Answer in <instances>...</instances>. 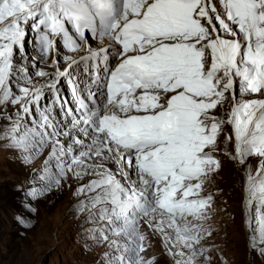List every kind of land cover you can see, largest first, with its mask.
Returning <instances> with one entry per match:
<instances>
[{"label":"snow or ice","instance_id":"snow-or-ice-1","mask_svg":"<svg viewBox=\"0 0 264 264\" xmlns=\"http://www.w3.org/2000/svg\"><path fill=\"white\" fill-rule=\"evenodd\" d=\"M52 53L54 71L37 67ZM0 106L3 147L29 167L44 157L29 198L91 177L74 210L97 225L86 249L107 242L103 264H155L141 222L174 264H211L205 184L231 125L224 154L260 158L245 190L249 248L264 257V0H0Z\"/></svg>","mask_w":264,"mask_h":264},{"label":"rangeland","instance_id":"rangeland-1","mask_svg":"<svg viewBox=\"0 0 264 264\" xmlns=\"http://www.w3.org/2000/svg\"><path fill=\"white\" fill-rule=\"evenodd\" d=\"M38 67H41L40 63ZM60 86L66 91L63 79ZM63 95H68V92ZM248 98L254 97H245ZM217 113L226 118V114L220 113L219 109ZM231 132V125H225L218 139L219 150L215 153L221 166L205 184V194L211 193L214 197L211 219L207 221L212 234L201 244L210 249L206 255L211 258V264H264V257L249 248L252 233L247 222L244 181V171L251 165L255 174L260 158L249 157L244 165H238L225 155V136L231 135ZM5 143L0 141V264H103L102 256L109 251L107 242L85 248L86 244L93 242L81 233L97 225L85 223L88 213L78 214L74 210V205L85 199L84 196L73 195L77 187L71 186L73 190L66 194L68 200L62 199L67 188L64 181L60 189H53L37 199L29 198L27 190L30 185L27 181L33 175V169L40 167L44 157H40L30 167L26 166L15 158V150L3 147ZM234 143L233 139L227 145L228 152L232 154ZM47 154L46 150L44 155ZM252 208L255 211V203ZM21 219L28 222L29 226L25 227ZM141 231L148 234L151 245L142 255L146 259L155 258V264H174L162 237L153 234L143 222ZM195 264H204V257H198Z\"/></svg>","mask_w":264,"mask_h":264},{"label":"bare ground","instance_id":"bare-ground-1","mask_svg":"<svg viewBox=\"0 0 264 264\" xmlns=\"http://www.w3.org/2000/svg\"><path fill=\"white\" fill-rule=\"evenodd\" d=\"M215 2V1H214ZM26 39H30V38H26ZM58 44H59V42H57ZM91 43H93V42H91ZM31 44V43H30ZM30 44H28L27 45V51H32V44L30 45ZM59 46H60V44H59ZM58 46V47H59ZM93 46L94 47H96L97 45H95V43H93ZM60 48V47H59ZM64 54H66V55H72V56H75L76 58H78L80 55H83L84 54V52H80V53H77V54H75V53H70V52H64V50H62L61 49V51H60V55L61 56H63ZM53 58H56V59H58L59 60V56H56V54L55 53H52V54H50V56H49V60H48V63L47 64H41V67L45 70V71H48V72H52V71H54V69L53 68H51V67H49V64L51 63V61H52V59ZM38 64L39 63H37V67H38ZM64 64V61H60V67L62 66ZM66 65H64V67H65ZM62 70H63V68H62ZM33 71V69L30 67L29 68V72H32ZM43 79H45V78H38L37 80H39V82L40 81H42ZM68 92V90H67V85H66V91H63V94L64 93H67ZM231 134H232V132H231ZM219 155H221V154H219ZM242 172H243V170H242ZM244 173H246V170L244 171ZM245 175V174H244ZM89 179H91V177H85L84 178V180L83 181H76V180H74L72 177H71V175H69V179H68V181H67V184H65V186L67 187V188H65V192H63L64 194H63V197H62V199L64 200H68V196H66V194L68 193H70V191L71 190H73V187H68V184H71V186H76V187H78L79 186V184L80 183H87L88 181H89ZM244 181H245V189H246V177L244 178ZM74 186V187H75ZM246 191V190H245ZM246 193V192H245ZM70 197H72V195L70 196Z\"/></svg>","mask_w":264,"mask_h":264}]
</instances>
